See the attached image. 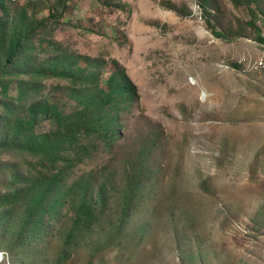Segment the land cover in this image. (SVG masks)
Segmentation results:
<instances>
[{
    "label": "rangeland",
    "instance_id": "obj_1",
    "mask_svg": "<svg viewBox=\"0 0 264 264\" xmlns=\"http://www.w3.org/2000/svg\"><path fill=\"white\" fill-rule=\"evenodd\" d=\"M2 64L0 264H264V0H0Z\"/></svg>",
    "mask_w": 264,
    "mask_h": 264
},
{
    "label": "trees",
    "instance_id": "obj_2",
    "mask_svg": "<svg viewBox=\"0 0 264 264\" xmlns=\"http://www.w3.org/2000/svg\"><path fill=\"white\" fill-rule=\"evenodd\" d=\"M254 29L258 33V39L262 40L259 29L257 27ZM213 34L226 37L225 34L217 30H213ZM27 35H29L28 32L24 37L19 33L12 35L5 53L6 64L12 63L14 57L22 52V46L28 38ZM5 66V64L0 65V74L6 72ZM59 75L60 77L70 76L66 71H63ZM106 84L107 90L95 86L93 90L90 91L89 89L88 92L86 106L90 109H97L96 117L92 116L86 118L84 116H79L78 118H74L73 116H64L58 110L55 111L54 115L59 119L62 125L60 129L65 142L75 146L81 141V133L91 132L92 129L105 136L110 134L111 131L115 134L113 126L116 125L118 117L115 113L112 114L110 110H108V107L112 109L122 108L123 105L134 102L138 98V92L135 84L123 71H121V73H113ZM101 121L103 124H100Z\"/></svg>",
    "mask_w": 264,
    "mask_h": 264
}]
</instances>
